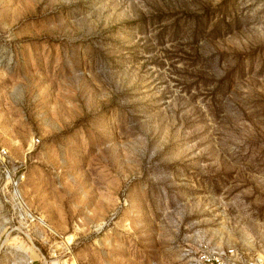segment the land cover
<instances>
[{
    "label": "rangeland",
    "instance_id": "1",
    "mask_svg": "<svg viewBox=\"0 0 264 264\" xmlns=\"http://www.w3.org/2000/svg\"><path fill=\"white\" fill-rule=\"evenodd\" d=\"M264 253V0H0V264Z\"/></svg>",
    "mask_w": 264,
    "mask_h": 264
},
{
    "label": "built area",
    "instance_id": "2",
    "mask_svg": "<svg viewBox=\"0 0 264 264\" xmlns=\"http://www.w3.org/2000/svg\"><path fill=\"white\" fill-rule=\"evenodd\" d=\"M193 264H264V253L236 246H215L201 243L193 252Z\"/></svg>",
    "mask_w": 264,
    "mask_h": 264
}]
</instances>
